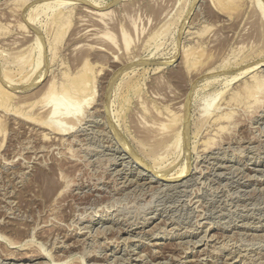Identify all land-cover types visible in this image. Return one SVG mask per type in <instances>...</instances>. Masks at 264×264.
I'll use <instances>...</instances> for the list:
<instances>
[{"label": "rangeland", "instance_id": "rangeland-1", "mask_svg": "<svg viewBox=\"0 0 264 264\" xmlns=\"http://www.w3.org/2000/svg\"><path fill=\"white\" fill-rule=\"evenodd\" d=\"M129 1L99 0L95 7L85 0L58 4L57 0H0V67L15 68L7 64L12 58L5 54L11 50L2 42L21 40L26 34L33 40L32 51L23 58H28L26 70L39 77L26 89L22 81L12 88L27 98L24 105L37 100L32 106L0 112L9 119L3 126L5 133L0 130V264H264V98L262 105L251 104L252 96L242 89L254 71L264 75L261 11L249 0L220 9L207 0H147L148 6L139 4L142 0ZM78 6H84L82 14L90 7L111 13V23H122L131 48L126 53L119 50L120 54L135 59L125 60L123 66L111 62L119 59V53L97 54L95 60V51L87 49L96 37H91L87 24H75ZM60 7L75 12L74 20L53 40L47 18ZM29 14L36 16L34 22ZM111 32L121 42L119 30ZM189 50H195V55L185 64L182 58ZM85 60L90 67L94 63L92 69L98 68L95 96L82 103L79 97L71 99L72 105H64H71L70 109L62 105L65 98L59 101L63 115L77 113L81 122L67 128L61 114L57 125L70 130L63 134L36 125L37 115L32 114L45 102L35 96L38 91L50 79L78 73ZM255 60H260L256 69L242 74V67ZM151 109L176 111L186 119L183 142L164 157L169 165L165 174L158 173L140 151V135L146 132L144 121L153 116ZM70 111L75 113L71 116ZM221 112L231 113L232 123L229 117L217 136L210 119ZM13 114L28 121L18 123ZM207 132L217 139L208 150L200 146ZM67 140L70 144L62 147ZM125 142L131 148H125ZM51 179L54 186L48 194Z\"/></svg>", "mask_w": 264, "mask_h": 264}, {"label": "bare ground", "instance_id": "bare-ground-1", "mask_svg": "<svg viewBox=\"0 0 264 264\" xmlns=\"http://www.w3.org/2000/svg\"><path fill=\"white\" fill-rule=\"evenodd\" d=\"M54 2H55V0H53ZM58 2H55V3H61V2H63V1H71V0H57ZM126 1V0H125ZM141 1V0H140ZM139 0H131V1H129V2H126V3H128V4H132V3H135V2H140ZM158 0H156V2H157ZM162 1H164V0H162ZM209 3V5H211V6H213V7H216V8H219L220 9V7H224V6H228V5H230V6H232V5H238V4H241V3H244L245 2V0H207ZM246 1H248V0H246ZM28 2V1H27ZM49 2V1H48ZM85 2H90V3H92L93 4V6H95V7H97V5H99L100 4V2H99V0H85ZM154 2V1H153ZM249 2H253V3H255L254 5H256L258 8H259V10L261 11L260 12V14H262L263 15V17H264V2H262L261 0H249ZM24 3H26V2H24ZM54 3V4H55ZM158 3H159V1H158ZM157 3V4H158ZM175 3V2H174ZM205 3H206V1H205ZM248 3V2H247ZM2 4V3H1ZM119 4V3H118ZM137 4V3H136ZM135 4V5H136ZM139 4H143V5H146V6H148V4H149V2L147 1V0H142L141 1V3H139ZM150 4H152V3H150ZM204 4V3H203ZM207 4V5H208ZM251 4L252 3H250V6H251ZM6 5H7V3H6ZM159 5V4H158ZM92 6V7H93ZM137 6V5H136ZM150 6V5H149ZM155 6V5H154ZM249 6V7H250ZM79 7V12L78 13H75V12H73L71 9H69V10H67L66 8H62V7H60V8H58V9H56V10H54L52 13H51V15H50V17H48L47 19L49 20V21H47L48 23V25H49V27L51 28L50 29V31H51V33H50V35H52L53 36V40H55L58 36H59V34L61 33V32H63V31H65V29H67L68 28V26L70 25V23H71V21H72V19H73V13H75L76 14V19H75V24H78L79 23V25L80 24H82V25H84V24H87L88 26H86V27H89L90 29H88V31L90 30V32H89V34L91 35V37L93 36V37H96V39L97 40H95V44H94V46L93 45H91V44H93V42H91V44L89 45L90 47L87 49V50H94L95 51V54H93V55H101V56H107V55H111V54H113L114 55V53H119L120 54V51L121 52H123V53H126V52H129V49L131 48V46L129 47V45H130V43H129V38H128V35H127V32L123 29V27L124 26H122V23L121 24H115V23H111L110 22V20H109V18H108V15L109 14H111V13H108V12H106V11H102V12H100V11H98V10H95L94 8L93 9H90V7H87V9H83V10H85V11H83L84 13H86V14H82L81 13V11H80V7H83L84 8V6H78ZM107 7V6H106ZM140 7V6H139ZM145 7V6H144ZM74 8V7H73ZM72 8V9H73ZM76 8V7H75ZM82 9V8H81ZM33 11H34V9H32ZM38 10V9H37ZM93 10V11H92ZM236 10V9H235ZM33 11H30V13L32 12L33 13ZM121 11V10H120ZM39 12V11H38ZM225 12V11H224ZM200 13V12H199ZM35 14H36V12H35ZM234 14H235V12H234ZM72 16V17H71ZM121 16V15H120ZM199 16V15H198ZM236 17L238 16V15H235ZM35 15H33V14H29L28 15V19L32 22H34V19H35ZM122 17V16H121ZM223 19V18H222ZM235 19V18H234ZM36 20V19H35ZM74 20V19H73ZM118 20V19H117ZM124 20V19H123ZM29 21V22H30ZM237 22V21H236ZM158 23V22H157ZM156 23V24H157ZM28 24H30V23H28ZM42 24H44V23H42ZM41 24V25H42ZM229 24V23H228ZM45 25V24H44ZM78 25V26H79ZM125 25V24H124ZM224 25V24H223ZM30 26V25H29ZM225 26V25H224ZM31 27V26H30ZM80 27V26H79ZM126 27V26H125ZM163 27V26H162ZM196 27V26H195ZM47 28H48V26H47ZM74 28V27H73ZM81 28H82V26H81ZM128 28V27H127ZM164 28V27H163ZM225 28V27H224ZM232 28V27H231ZM49 29V28H48ZM154 29V28H153ZM158 29V28H157ZM28 30V29H27ZM68 30H70V28L68 29ZM77 30V29H76ZM81 30V29H80ZM111 30H119V35L118 36H120V34H121V36H122V39H121V42H120V39H119V37H118V39L116 40V37H115V35L111 32ZM29 31V30H28ZM158 32H159V30H157ZM30 32V31H29ZM28 32V33H29ZM35 32H37V31H35ZM45 32H46V30H45ZM78 32H79V30H78ZM78 32H76V33H78ZM115 32V31H114ZM129 32V31H128ZM156 32V31H155ZM189 32V31H188ZM34 33V32H33ZM32 34V33H31ZM65 34V33H64ZM88 34V33H87ZM89 34H88V37H89ZM116 34V33H115ZM39 35V34H38ZM154 35V34H153ZM31 36V35H30ZM71 36V35H70ZM85 36V35H84ZM101 36V37H100ZM33 37H35V36H32V38ZM86 37V36H85ZM84 37V38H85ZM105 37H107L108 38V40H106V38ZM29 37H28V35H24V38L23 39H21V40H14V39H12V40H9V41H5V42H2L3 44H5V45H7V46H9L10 47V50H11V52L10 53H6L4 50V52L6 53L5 55H7V56H10V58H12L11 59V61L9 60L8 62H7V64H15V68L14 69H12V67L10 68L9 66H7L6 64H4V67H0V112H3V113H6V112H8V110L11 108V107H13V106H15V107H21L22 105H24L23 103L24 102H26V99L27 98H23L22 97V95L20 94V95H18V93L16 94V92L15 91H13V87H18V85L19 84H21V82L20 81H22L24 84H25V86H21V87H25V89H26V87H28V86H30V85H32L33 84V82H34V80L36 79V78H38L39 79V77H36L35 76V72H31L30 73V71H27L26 70V66H28V64L27 63H24L25 62V60L27 61V57H28V55L27 54H29L31 51H32V44L30 43V41L32 40H30V39H28ZM36 38V37H35ZM87 38V37H86ZM100 38H102V40L100 39ZM105 40H104V39ZM149 38V37H148ZM59 39V38H58ZM89 39V38H88ZM92 39V38H91ZM90 39V40H91ZM147 39V38H146ZM8 40V39H7ZM49 40V39H48ZM151 40V39H150ZM203 40V39H202ZM33 41V40H32ZM37 41V40H36ZM57 41V40H56ZM80 41V40H79ZM94 41V40H93ZM82 42V41H81ZM52 43V42H51ZM54 43V42H53ZM57 43V42H56ZM55 43V44H56ZM146 44H147V42H145ZM49 45H51V44H49ZM82 45V44H81ZM86 44H84L83 43V47L85 46ZM194 45H196V44H194ZM203 45V44H202ZM80 46V45H79ZM87 46V45H86ZM6 47V46H5ZM8 47V48H9ZM52 48V47H51ZM73 48V47H72ZM71 48V49H72ZM92 48H94V49H92ZM137 48V47H136ZM133 49H134V47H133ZM196 49V48H195ZM198 49H199V47H198ZM9 50V49H8ZM120 50V51H119ZM81 51V50H80ZM131 51V50H130ZM1 52H2V50H1ZM3 52V53H4ZM88 52V51H87ZM132 52V51H131ZM194 52H195V50H192V51H190L189 50V52H187L186 53V55L184 56V58H182L183 60V62L186 64V63H189L191 60H193V57H194ZM2 53V54H3ZM84 53V52H83ZM27 55V57H26V59H24L23 60V58L25 57V55ZM78 54V53H77ZM87 54H89V53H87ZM118 54V58L119 59H117L116 60V58H115V60H113L112 58V60H111V62L114 64V62H116V64L117 63H121L122 64V66H123V63L122 62H124L125 60L128 62V61H130V59L132 58V56H124V54H123V56H122V54H120L119 55ZM127 54H129V53H127ZM79 55V54H78ZM90 55V54H89ZM117 55V54H116ZM126 55V54H125ZM3 56V55H2ZM82 56V55H81ZM80 56V57H81ZM112 56V55H111ZM122 56V57H121ZM181 56H183V55H181ZM180 56V57H181ZM29 57H31V56H29ZM78 57V56H77ZM174 57V56H173ZM4 58V57H3ZM79 58V57H78ZM134 58V57H133ZM132 58V59H133ZM95 60H99V58H97V56H96V58H94ZM132 59H131V61H132ZM135 59V58H134ZM172 60V59H171ZM246 60V59H245ZM261 60V59H260ZM260 60H255V62L252 64V65H248V67H242V69H241V73L243 74V73H245V72H248L249 70H251V68H255L256 69V66L259 64V62H260ZM264 60V59H263ZM69 61H71V60H69ZM78 61H81V60H78ZM110 61V60H109ZM134 61V60H133ZM254 61V60H253ZM252 61V62H253ZM92 62H93V59H92ZM126 62V63H127ZM180 62H181V58H180ZM179 62V63H180ZM251 62V61H250ZM250 62H248V63H250ZM2 63H3V61H2ZM5 63H6V61H5ZM28 63H29V65H30V62H29V60H28ZM111 63V64H112ZM126 63L124 64V65H126ZM131 63V62H130ZM247 62H246V64H248ZM36 64V63H35ZM96 64V63H95ZM110 64V65H111ZM128 64V63H127ZM39 65V64H38ZM92 65V64H91ZM93 65H94V63H93ZM93 65L91 66V67H93ZM12 66V65H11ZM58 66V65H57ZM81 66V65H80ZM82 69H80V71L78 72V73H75L74 75H68V76H66V77H63L62 78V76L61 77H59V78H57L56 80L55 79H50L47 83H46V85L41 89V91L39 90L38 92L39 93H37L35 96L37 97H39V95H40V99H41V101H45L42 105L40 104L39 106L40 107H38V105H37V107H36V109L37 110H35L34 111V113L32 114V115H37V116H35L36 117V119H37V123L38 124H36V125H39L40 127H41V125L42 126H44L45 127V125H47V126H49V127H51V128H49V129H51L52 130V132H54L55 134H63V133H65V129L66 128H62V126H61V124H60V126H58L59 125V123H57V121L56 120H58L59 118L60 119H62L63 118V116L65 115H63L62 113H65V112H62V109H63V107H65V108H67V109H70V107H71V105H72V103H71V99H73V98H77V97H79V98H81L80 100H81V102H79V103H82L83 101H87L88 99H89V97L91 98L92 97V95H93V87H94V83H95V80H96V76H97V70H98V68H96V69H92L91 67H90V64L89 63H87L86 62V60H85V62L82 64ZM117 66V65H116ZM199 66V65H198ZM196 67V70L199 68V67ZM34 67V66H33ZM75 67V66H74ZM101 67V66H100ZM118 67H120L119 66V64H118V66H117V69H118ZM201 67V66H200ZM81 68V67H80ZM103 68V67H102ZM113 68V67H112ZM114 68H115V66H114ZM114 68H113V70H114ZM28 69V68H27ZM36 69V68H35ZM59 69V68H58ZM186 69V68H185ZM200 69V68H199ZM255 69H253V70H251L252 72L255 70ZM25 70L27 71V72H25ZM61 70V69H60ZM112 70V71H113ZM116 70V69H115ZM127 70V69H126ZM128 70H130L129 68H128ZM132 70V69H131ZM134 70V69H133ZM201 70H202V68H201ZM35 71V70H34ZM37 71H38V69H37ZM42 71V70H41ZM100 71H101V69H100ZM108 71V70H107ZM122 71V70H121ZM120 71V72H121ZM190 71V70H189ZM200 71V70H199ZM25 72V73H24ZM60 72V71H59ZM77 72V71H76ZM124 72V71H123ZM122 72V73H123ZM127 72V71H126ZM262 72H263V70H262ZM54 73V72H53ZM99 73V72H98ZM113 73H114V71H113ZM112 73V74H113ZM116 73V72H115ZM171 73V72H170ZM196 73V72H195ZM197 73H198V71H197ZM19 74H21L19 77H15V76H18ZM123 74H125V73H123ZM183 74V73H182ZM240 74V73H239ZM264 74V73H263ZM31 75V76H30ZM39 75V74H38ZM41 75V74H40ZM39 75V76H40ZM63 75V74H62ZM67 75V74H66ZM109 75V74H108ZM114 75V74H113ZM198 75V74H197ZM237 75V74H236ZM30 76V77H29ZM239 76V75H238ZM264 75H262V74H259L258 73V71H254L253 73H252V75L250 76L251 77V79L248 81V82H244V85H243V87H242V89H243V93L244 94H246L247 96H252V100L250 101V103L251 104H254L256 101L258 102V103H260V105H262V103H261V100H262V98H264V96H263V94H264V92H263V87H264V84H263V81H264V77H263ZM195 77V76H194ZM30 78V79H29ZM99 80V79H98ZM101 80V79H100ZM132 80V79H131ZM192 80V79H191ZM97 81V80H96ZM36 82V81H35ZM34 82V83H35ZM97 83V82H96ZM190 83V82H189ZM242 83V82H241ZM103 84V83H102ZM129 84V83H128ZM127 84V85H128ZM243 84V83H242ZM126 85V86H127ZM188 85V84H187ZM20 87V86H19ZM105 87V86H104ZM108 87V86H107ZM135 87V86H134ZM95 88V87H94ZM125 88V87H124ZM20 89V88H19ZM95 90H96V88H95ZM94 90V91H95ZM99 90V89H98ZM105 91V90H104ZM236 93V92H235ZM185 94V93H184ZM218 94V93H217ZM217 94H216V96H217ZM243 94V95H244ZM103 95V94H102ZM137 95V94H136ZM93 96H95V95H93ZM212 96V95H211ZM246 96V98H249V97H247ZM159 97V96H158ZM180 97V96H179ZM179 97H175V98H179ZM208 97H210V96H208ZM66 99L67 101L65 102V101H63L62 99ZM175 98H172V101L173 100H175ZM206 98V97H205ZM204 98V99H205ZM212 98V97H211ZM215 98H217V97H214V99ZM231 98V97H230ZM29 99V98H28ZM39 99V100H40ZM182 99V98H181ZM204 99H203V101H204ZM214 99H210V101L212 100H214ZM226 99V98H225ZM63 102H65L66 104H64V103H62V105H63V107L62 106H59L60 104H61V102L62 101ZM83 100V101H82ZM97 100V99H96ZM206 100V99H205ZM250 100V99H249ZM37 100H34L33 102H31V104L30 105H24V106H32L33 105V103H35ZM59 101H60V104H59ZM99 101V100H98ZM109 101V100H108ZM178 101H179V99H178ZM177 101V102H178ZM183 101H184V99H183ZM206 101H208V98H207V100ZM205 101V103H207ZM244 101V100H243ZM68 102H70L71 103V105H70V107H69V105L66 107V106H64V105H67V103ZM88 102V101H87ZM87 102H86V104H87ZM97 102V101H96ZM176 102V101H175ZM180 102V101H179ZM29 103V102H28ZM76 103V102H75ZM74 103V105L76 106V104ZM78 103V102H77ZM78 103V104H79ZM104 103V102H103ZM110 103H111V101L109 102V104H108V106L110 107ZM174 103V102H173ZM204 103V104H205ZM208 103H209V101H208ZM210 103H214V102H210ZM229 103V102H228ZM233 103V102H232ZM245 103V102H244ZM249 103V104H250ZM258 103L256 104L257 106H258ZM69 104V103H68ZM77 104V106H79L80 107V105H78ZM85 104V105H86ZM89 104V103H88ZM87 104V105H88ZM179 104V103H178ZM203 104V103H202ZM221 104V103H220ZM254 104V105H255ZM48 105V106H47ZM182 105H185L184 104V102H183V104ZM226 105H229V104H227V102H226ZM237 105H238V103H237ZM245 105V104H244ZM259 105V107H257V108H260L261 106ZM23 106V107H24ZM75 106H73L74 108H76ZM81 106H83L84 107V105L82 104ZM137 106H138V104H137ZM209 106V105H208ZM210 106H212V105H210ZM221 105H219L217 108L218 109H220L221 107H220ZM252 106V105H251ZM62 107V108H61ZM183 107V106H182ZM223 107V106H222ZM232 107V106H231ZM241 107L243 108V106L241 105ZM253 107V106H252ZM40 108H45L44 110L42 109V110H39ZM74 108H73V110H74ZM78 108V107H77ZM76 108V109H77ZM175 108V107H174ZM228 108V107H227ZM239 108V107H238ZM242 108H241V112H242ZM254 108V107H253ZM253 108H250V109H253ZM35 109V108H34ZM80 109H81V107H80ZM133 109H134V107H133ZM132 109V110H133ZM148 109V108H147ZM217 109V110H218ZM222 109V108H221ZM240 109V108H239ZM27 110V109H26ZM61 110V111H60ZM66 110V109H65ZM72 110V109H71ZM78 110V109H77ZM95 110V109H94ZM150 110V109H149ZM152 110V109H151ZM157 110V109H156ZM202 110V109H201ZM227 110V109H226ZM246 111H248L249 109H245ZM255 110H257L256 109V107H255ZM255 110L253 109V111L255 112ZM27 111H29V110H27ZM33 111V110H32ZM80 110H78V112H79ZM110 111V110H109ZM134 111V110H133ZM153 111V110H152ZM151 111V112H152ZM204 111V110H203ZM205 111H208V107H206L205 108ZM231 111V110H230ZM251 111V110H250ZM30 112V111H29ZM69 112V111H68ZM77 112V111H76ZM149 112V111H148ZM2 113V114H3ZM15 113V112H14ZM73 114L75 113V112H72ZM135 113V112H134ZM222 113V114H221ZM221 113H218V114H216V113H214L215 115L214 116H212V118L210 119L211 120V125L214 127V130H217V136H218V131L220 130V129H225V121L230 117V122L232 123V119H231V113H223V112H221ZM232 113H234V112H232ZM8 114V113H7ZM61 114L63 115V116H61ZM70 115H71V111H70V113H69ZM72 114V115H73ZM117 114H119V112L117 113ZM128 114V113H127ZM152 113H149V115H151ZM231 114V115H230ZM32 115H28L27 117H29V118H33V116ZM39 115V116H38ZM71 115V116H72ZM129 115V114H128ZM136 115V114H135ZM153 116L152 117H147V120H145V118H144V130L146 129V132L144 131V135H140V148L142 149V150H140V151H142V152H145L144 154H147V157H148V159L150 160V162H151V164H152V166L158 171V173H163V174H165L167 171H169V165L168 164H165V160H164V157H165V155L166 154H168V153H172L173 152V150H175L176 149V147L179 145V144H181L182 142H183V131L185 130V128H186V126L184 127V124H185V116H183V114H181V113H177L176 111L174 112V111H162V112H160V111H157L156 113L153 111V114H152ZM235 115V114H234ZM1 116V115H0ZM3 116V115H2ZM1 116V117H2ZM5 116V115H4ZM3 116V119L1 118L0 119V130L1 129H3V126L5 125V123L8 121L9 122V119H8V117H4ZM12 116V115H11ZM13 116H15V117H18L19 119H17L18 120V123H21L22 121L24 122V120L25 121H28V119H24V120H22V118H20V116H16V115H14L13 114ZM61 116V117H60ZM69 115H65V124H67L66 126H67V128H69V127H73L74 125H75V123H77L78 121H80L81 122V120H80V118H82L81 116L82 115H80L79 116V114H78V117H75V116H77V113L76 114H74V117H68ZM116 116V115H115ZM132 116V115H131ZM204 116H205V114H204ZM208 116H210L209 114H208ZM238 116V115H237ZM141 117H142V115H141ZM144 117V116H143ZM207 117V116H206ZM233 117V116H232ZM67 118L69 119L68 121H70L69 123H66V120H67ZM204 118V117H203ZM208 118V117H207ZM13 119V118H12ZM127 119H129V118H127ZM133 119H134V115H133ZM32 120V119H31ZM64 120V119H63ZM130 120V119H129ZM205 120L206 119H204V120H202L203 122H205ZM61 121V120H60ZM67 121V122H68ZM233 121H235V119L233 120ZM237 121V120H236ZM29 122H31V121H29ZM28 122V123H29ZM229 122V121H228ZM228 122H227V125H228ZM33 123V122H32ZM64 123H62V124H64ZM71 123V124H70ZM103 123V122H102ZM143 123V122H142ZM200 123H202L201 121H200ZM7 124V123H6ZM24 124V123H23ZM58 124V125H57ZM69 124H70V126H69ZM78 124H79V122H78ZM199 124V123H198ZM207 124H209V123H207ZM32 125V124H31ZM233 125V124H232ZM238 125V124H237ZM197 126V125H196ZM200 126V125H199ZM204 126V125H203ZM208 126H210V125H208ZM229 126V125H228ZM36 127V126H35ZM75 127V126H74ZM103 127V126H102ZM146 127V128H145ZM206 127V126H205ZM227 127V126H226ZM33 129H35V128H33ZM99 129V128H98ZM102 129V128H101ZM204 129V128H203ZM202 129V130H203ZM223 129V130H224ZM226 129H229V128H226ZM41 130V129H40ZM54 130V131H53ZM67 131H70L69 129H66ZM137 130V129H136ZM142 130V129H141ZM186 130H187V128H186ZM198 130V129H197ZM209 130V129H208ZM223 130H221L220 132H222ZM3 131V133H5L4 131H5V129H3L2 130ZM31 131V130H30ZM64 131V132H63ZM66 131V132H67ZM212 131V130H211ZM50 132V131H49ZM138 132V131H137ZM33 133H35V132H33ZM208 133V132H207ZM211 133V132H210ZM210 133H208L206 136H203L204 138H205V140H203V142H201L200 143V146H203L204 148H206L207 150L209 149V148H212V147H215L214 146V144L216 143V140H215V138L213 137V139L215 140V143L213 142V139L210 137ZM215 133V132H214ZM213 133V134H214ZM223 133H225L224 131H223ZM230 133V132H229ZM228 133V134H229ZM201 134H202V132H201ZM206 134V133H205ZM222 134V133H221ZM2 135V134H1ZM135 135H137V134H135ZM139 135V134H138ZM216 135H214V136H216ZM223 135V134H222ZM226 135V134H225ZM54 136H56V135H54ZM3 137V136H2ZM65 137V136H64ZM222 137V136H221ZM62 137H61V135H60V138L59 139H61ZM218 138V137H217ZM225 138H226V136H225ZM69 139H70V137H69ZM80 139V138H79ZM54 140V139H53ZM66 140V139H65ZM77 140V139H76ZM32 141V140H31ZM36 141V140H35ZM58 141V140H57ZM60 141V140H59ZM64 141V140H63ZM63 141H61V142H63ZM82 141V140H81ZM107 141V140H106ZM121 141H123V140H121ZM220 141V140H219ZM28 142V141H27ZM66 142H68V140L67 141H65V143H63L62 144V147L63 146H65L66 145ZM79 142V141H78ZM124 142V141H123ZM30 143V142H29ZM28 143V144H29ZM74 143V142H73ZM72 143V144H73ZM27 144V145H28ZM31 144V143H30ZM58 144H61V143H58ZM68 144H70L69 142H68ZM124 144V143H123ZM218 144V143H217ZM216 145V144H215ZM58 146V145H57ZM82 146V145H81ZM125 148H131L130 146H129V144L127 143V142H125ZM27 147V146H26ZM40 147V146H39ZM38 147V148H39ZM42 147V146H41ZM40 147V148H41ZM49 147V146H48ZM51 147H53V146H51ZM59 147H61V146H59ZM70 147V146H69ZM84 147V146H83ZM249 147V146H248ZM45 148V147H44ZM47 148V147H46ZM50 148V147H49ZM71 148V147H70ZM70 148H68V150L70 149ZM28 149V148H27ZM41 149H43V148H41ZM40 149V150H41ZM52 149V148H51ZM50 149V150H51ZM65 150H67V148L65 147L64 148ZM73 149V148H72ZM205 149V150H206ZM224 149V148H223ZM252 149V148H251ZM39 150V149H38ZM61 150V149H60ZM62 150H63V148H62ZM67 150V151H68ZM76 149H74V151H75ZM114 150V149H113ZM139 150V149H138ZM199 150V149H198ZM197 150V151H198ZM220 150V149H219ZM237 150V149H236ZM67 151H66V153H67ZM73 150H72V152H71V150L69 151V153H73L74 152ZM77 151V150H76ZM40 152V151H39ZM41 152H42V150H41ZM147 152V153H146ZM241 152V151H240ZM19 153V152H18ZM38 153V152H37ZM44 153V152H43ZM79 153V152H78ZM133 153V152H132ZM17 154V153H16ZM41 154V153H40ZM47 154V153H46ZM74 154V153H73ZM73 154H71V155H69V157L70 156H73ZM76 154V153H75ZM208 154V153H207ZM36 156V155H35ZM76 156H78V154L77 155H75V157ZM126 156V155H125ZM135 156H137L136 154H135ZM144 156H146V155H144ZM62 157V156H61ZM65 157V156H64ZM66 157H68V156H66ZM138 158H139V160L141 161V158L139 157V156H137ZM173 157V156H172ZM72 158V161H73V157H71ZM113 158H114V156H113ZM166 158H167V156H166ZM198 158V157H197ZM65 160V159H64ZM75 160V159H74ZM77 160V159H76ZM146 160V159H145ZM257 160V159H256ZM220 161V160H219ZM142 162V161H141ZM167 162V161H166ZM71 163H73V162H71ZM74 163H75V161H74ZM224 163V162H223ZM121 164V163H120ZM169 164H171V162L169 163ZM168 165V166H167ZM69 166V165H68ZM72 166V165H71ZM206 166V165H205ZM222 166V165H221ZM61 167V166H60ZM210 167V166H209ZM196 168V167H195ZM215 168V167H214ZM128 169V168H127ZM155 171V170H154ZM200 171V170H199ZM124 172V171H123ZM177 172H179V171H177ZM62 173H60V175H61ZM180 174V173H179ZM222 174V173H221ZM220 174V175H221ZM48 175V174H47ZM140 175V174H139ZM247 175V174H246ZM195 176V175H194ZM168 177V176H167ZM246 177V176H245ZM36 178V177H35ZM53 178V177H52ZM64 178V177H63ZM62 178V179H63ZM60 179V178H59ZM211 179V178H210ZM214 179V178H213ZM130 180H132V179H130ZM129 180V181H130ZM35 181V180H34ZM53 181H54V179H53ZM52 181V179L51 180H49V182H48V185H49V187L47 188V193L49 194L52 190H53V186H54V182ZM127 181V180H126ZM190 181V180H189ZM195 181V180H194ZM56 182V181H55ZM64 182H65V180H64ZM204 182V181H203ZM61 183V182H60ZM63 183V182H62ZM65 184H67V183H65ZM126 184V183H125ZM34 185V184H33ZM55 185H57V183H55ZM170 185V184H169ZM177 185V184H176ZM17 186V185H16ZM59 186V185H58ZM135 186V185H134ZM64 187H66V185L64 186ZM34 188V187H33ZM40 188V187H39ZM175 188V187H174ZM199 188V187H198ZM156 189V188H155ZM61 190V189H60ZM117 190V189H116ZM64 192V191H63ZM110 192V191H109ZM2 193H3V191H2ZM60 193V192H59ZM196 193V192H195ZM61 194V193H60ZM47 195V194H46ZM52 195H53V193H52ZM1 196V195H0ZM96 196V195H95ZM98 196V195H97ZM59 197V196H58ZM61 197V196H60ZM63 199V198H62ZM61 199V200H62ZM191 201V200H190ZM189 201V202H190ZM53 203V202H52ZM200 204H202V203H200ZM2 205V204H1ZM51 207V206H50ZM195 208V207H194ZM193 209V208H192ZM53 210V209H52ZM54 212V211H53ZM198 215H200V214H198ZM107 217V216H106ZM199 217V216H198ZM90 220V219H89ZM165 220V219H164ZM210 220V219H209ZM78 222V221H77ZM147 223V222H146ZM194 223H196V222H194ZM83 224V223H82ZM138 224V223H137ZM177 224V223H176ZM190 224V223H189ZM198 224V223H197ZM229 224V223H228ZM54 225V224H53ZM86 225V224H85ZM156 225V224H155ZM75 226H76V224H75ZM154 226V225H153ZM188 226V225H187ZM4 227V226H3ZM80 227H82V226H80ZM111 228V227H110ZM110 228H108V229H110ZM121 229V228H120ZM159 229H161V228H159ZM99 230V229H98ZM103 230V229H102ZM81 231V230H80ZM91 231V230H90ZM105 231V230H104ZM232 231V230H231ZM99 232V231H98ZM138 232V231H137ZM88 233V232H87ZM139 233V232H138ZM204 234V233H203ZM86 235V234H85ZM103 235V234H102ZM222 235V234H221ZM3 236V235H2ZM200 236V235H199ZM215 236V235H214ZM227 237V236H226ZM129 238V237H128ZM200 238V237H199ZM209 238V237H208ZM223 238V237H222ZM184 239V238H183ZM188 239V238H187ZM198 239V238H197ZM205 239V238H204ZM13 240V239H12ZM83 240V239H82ZM19 241V240H18ZM194 241V240H193ZM192 241V242H193ZM198 241V240H197ZM10 242H11V240H10ZM155 242V241H154ZM191 242V243H192ZM64 243V242H63ZM221 243V242H220ZM12 244V243H11ZM69 244V243H68ZM162 244V243H161ZM171 244V243H170ZM180 244V243H179ZM67 245V244H66ZM73 245V244H72ZM155 245L156 246H159L160 245V243H155ZM25 246V245H24ZM214 246V245H213ZM175 247V246H174ZM22 248V247H21ZM160 248V247H159ZM213 248V247H212ZM40 249V248H39ZM124 249V248H123ZM187 249V248H186ZM192 249V248H191ZM221 249V248H220ZM233 249V248H232ZM193 250V249H192ZM199 250V249H198ZM202 250V249H201ZM57 251V250H56ZM196 251V250H195ZM157 252V251H156ZM236 252V251H235ZM47 253V252H46ZM78 253V252H77ZM128 253V252H127ZM141 253V252H140ZM158 253V252H157ZM200 253V252H199ZM31 254V253H30ZM143 254V253H142ZM239 254V253H238ZM244 254V253H243ZM48 255H49V253H48ZM86 255H87V253H86ZM154 255V254H153ZM158 255V254H157ZM249 255V254H248ZM132 256V255H131ZM141 256H143V255H141ZM146 256V255H145ZM151 256V255H150ZM173 256V255H172ZM246 256V255H245ZM65 257V256H64ZM74 257V256H73ZM87 257V256H86ZM113 257V256H112ZM175 257V256H174ZM115 258H117V257H115ZM148 258V257H147ZM178 258V257H177ZM50 259H51V257H50ZM65 259V258H64ZM82 259V258H81ZM113 259V258H112ZM111 259V260H112ZM136 259V258H135ZM144 259V258H143ZM154 259V258H153ZM199 259V258H198ZM232 259V258H231ZM74 260H75V258H74ZM121 260V259H120ZM127 260V259H126ZM145 260V259H144ZM171 260V259H170ZM247 260V259H246ZM61 261V260H60ZM169 261V260H168ZM122 262V261H121ZM183 262V261H182ZM9 263V262H8ZM72 263V262H71ZM171 263V262H170ZM70 264V263H69Z\"/></svg>", "mask_w": 264, "mask_h": 264}]
</instances>
